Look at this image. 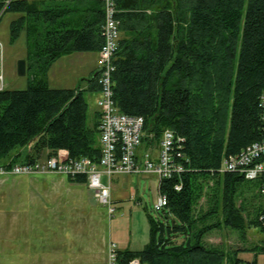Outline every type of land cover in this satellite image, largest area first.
Masks as SVG:
<instances>
[{"label":"trees","instance_id":"16d2710c","mask_svg":"<svg viewBox=\"0 0 264 264\" xmlns=\"http://www.w3.org/2000/svg\"><path fill=\"white\" fill-rule=\"evenodd\" d=\"M116 7L115 104L144 118L151 144L167 129L185 138L188 160L186 172L160 183L167 202L159 217L148 216L149 242L138 251L119 250L121 264H252L239 252L209 246L206 237L217 226L206 224L207 217L217 211L198 217L194 208L208 182H222V225L246 227L235 195L248 180L219 169L263 139L264 0H116ZM2 12L19 14L10 26L12 43L26 33L28 86L0 91V166L44 154L99 162V113L89 126L85 98L99 93L98 75L87 88L53 89L48 74L64 56L100 51L101 2L0 0ZM23 148L29 149L25 157ZM68 180L86 184L84 176Z\"/></svg>","mask_w":264,"mask_h":264},{"label":"rangeland","instance_id":"374dc122","mask_svg":"<svg viewBox=\"0 0 264 264\" xmlns=\"http://www.w3.org/2000/svg\"><path fill=\"white\" fill-rule=\"evenodd\" d=\"M10 1L7 0L8 3ZM17 17L19 14L16 13L0 14L3 90L21 91L28 86V76L21 77L17 71L18 62L25 59V55L27 57L25 35L22 34L15 43L11 42L10 26ZM98 59L99 52L73 53L62 57L48 74L51 88L75 89L84 86L94 73ZM95 74H99L98 67ZM85 98L89 105L87 123L93 126L100 94L87 92ZM28 151V148H23L22 157ZM46 155L40 159H44ZM101 180L104 185L111 187L115 214L110 215L87 184L70 183L65 176L0 175V264H9L12 248L23 251L21 248L26 247V237L35 239L65 236L68 231L77 230L71 228V222L77 220L92 219L93 227L88 224L82 229L84 231H94L106 240L109 237L113 241L132 239L133 248H143L150 238L148 216L159 217V213L154 210V204L159 197L161 181L156 175H116L111 183L103 175ZM216 184L214 181L206 184L203 196L194 208L197 216L212 210L217 211L214 216L207 217L206 224L216 225L217 228L206 237V243L211 247L221 248L228 254L241 252L239 258L246 263L254 261V253L248 249L254 246L257 249L262 248V253L257 256V264H264V232L256 226L257 223L260 224L259 214L264 208L258 196L259 185L246 181L238 187L235 195L236 207L242 212L246 223L245 229L238 231L222 225V182H218L217 187ZM54 221L70 224L65 229L57 228L56 224H49Z\"/></svg>","mask_w":264,"mask_h":264},{"label":"built area","instance_id":"2783aa9c","mask_svg":"<svg viewBox=\"0 0 264 264\" xmlns=\"http://www.w3.org/2000/svg\"><path fill=\"white\" fill-rule=\"evenodd\" d=\"M99 1L104 12V23L101 29L103 45L97 62L98 85L101 89L97 103L101 145L99 162L95 163L88 158L64 159L62 155H46L44 159L15 164L12 158L0 166V175L47 174L72 179L84 176L87 186L95 192L98 202L112 215L115 212L112 191L110 185L102 183L103 175L108 177L109 183L116 175H156L162 181L180 176L187 170L184 166L186 159L183 153L185 138L167 129L162 133L158 143L151 144L153 135L145 133L144 118L126 115L115 105L112 77L119 48L120 22L116 16L118 14L116 0ZM3 88L0 62V91ZM259 106L262 111L263 139L250 145L239 155L226 159L219 172L238 173L250 182L261 180L259 194L264 204V93L260 98ZM179 189L180 187L177 188ZM166 202V196L159 193L154 210L157 213L163 211ZM259 220L264 229V208ZM107 256V264H121L117 244L109 243ZM129 264H140V261L133 259Z\"/></svg>","mask_w":264,"mask_h":264},{"label":"crops","instance_id":"0c3cea01","mask_svg":"<svg viewBox=\"0 0 264 264\" xmlns=\"http://www.w3.org/2000/svg\"><path fill=\"white\" fill-rule=\"evenodd\" d=\"M24 35L26 38L25 43L27 45L26 33ZM93 72H97V64ZM82 87L87 88V84ZM98 111L96 113H98ZM258 196L263 203V199L261 198L259 193ZM115 213L116 207L113 214ZM49 224H56L57 228L65 229L67 227L66 225L70 223L64 221H54L53 223ZM71 224H73L71 228L77 230L68 231L67 233H65V236L35 239L26 237V239L24 240V244H26V247L21 248L23 250L22 252H20V248L11 249L9 253V264H107V251L110 242H115L119 250L138 251L142 249L133 248L132 239L128 241L121 239H119V241H113L112 238L109 237V239L106 240L104 236L98 235L94 231L82 230L83 228L87 227L88 224H91L93 227L94 223L92 222V219L82 221L77 220L71 222ZM14 240H16V238H14ZM262 240L264 243V236ZM248 250H252L254 253V261L251 263L253 264L255 262L257 264V256L262 252H260V250L257 249L256 246ZM240 253L241 252H239V256Z\"/></svg>","mask_w":264,"mask_h":264},{"label":"water","instance_id":"95a60500","mask_svg":"<svg viewBox=\"0 0 264 264\" xmlns=\"http://www.w3.org/2000/svg\"><path fill=\"white\" fill-rule=\"evenodd\" d=\"M17 71H18V75L21 77H25L27 75V61H26V59H22L18 62Z\"/></svg>","mask_w":264,"mask_h":264}]
</instances>
